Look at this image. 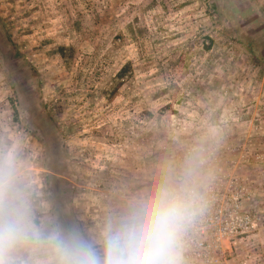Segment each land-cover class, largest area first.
Instances as JSON below:
<instances>
[{"label":"rangeland","instance_id":"1","mask_svg":"<svg viewBox=\"0 0 264 264\" xmlns=\"http://www.w3.org/2000/svg\"><path fill=\"white\" fill-rule=\"evenodd\" d=\"M2 156L38 225L99 235L188 167L247 177L264 218V0H0ZM257 223L230 264H264Z\"/></svg>","mask_w":264,"mask_h":264},{"label":"clouds","instance_id":"2","mask_svg":"<svg viewBox=\"0 0 264 264\" xmlns=\"http://www.w3.org/2000/svg\"><path fill=\"white\" fill-rule=\"evenodd\" d=\"M202 187L191 167L167 173L92 236L38 225L17 160L2 156L0 264H182L185 233L204 208Z\"/></svg>","mask_w":264,"mask_h":264},{"label":"built area","instance_id":"3","mask_svg":"<svg viewBox=\"0 0 264 264\" xmlns=\"http://www.w3.org/2000/svg\"><path fill=\"white\" fill-rule=\"evenodd\" d=\"M215 177L202 183L203 211L188 227L182 259L190 264H230L238 239H244L264 218L248 202L254 195L247 177L219 168ZM238 264H246L245 262Z\"/></svg>","mask_w":264,"mask_h":264},{"label":"trees","instance_id":"4","mask_svg":"<svg viewBox=\"0 0 264 264\" xmlns=\"http://www.w3.org/2000/svg\"><path fill=\"white\" fill-rule=\"evenodd\" d=\"M216 10L218 11L219 18L221 20L222 16H223V13L221 12V8L219 7L218 3H216ZM223 26H225L224 28L227 29V22L223 23ZM246 46L248 47V49H250L251 51H255V53H256L254 45H251L249 43V41H247V45ZM131 71H132L131 64L128 62L127 65L124 64L118 70L117 75L114 76V78H113V80L111 82V85L112 86L114 85L113 90L109 94H107L108 100H110L112 103L117 104L118 102L121 101V97H119L118 99H115L116 98L115 96H116L117 93H119L120 88L122 87V84H123L124 80H126L127 76L132 74ZM129 72H130V74H129Z\"/></svg>","mask_w":264,"mask_h":264}]
</instances>
